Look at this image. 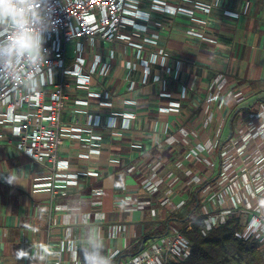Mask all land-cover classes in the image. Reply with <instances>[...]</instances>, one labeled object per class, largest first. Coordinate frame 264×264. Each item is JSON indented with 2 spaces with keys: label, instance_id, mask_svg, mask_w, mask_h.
I'll list each match as a JSON object with an SVG mask.
<instances>
[{
  "label": "crops",
  "instance_id": "crops-1",
  "mask_svg": "<svg viewBox=\"0 0 264 264\" xmlns=\"http://www.w3.org/2000/svg\"><path fill=\"white\" fill-rule=\"evenodd\" d=\"M130 4L122 38L68 43L64 65L72 72L54 69L39 89L47 102L54 83L63 88L59 121L69 131L60 136L56 162L22 150L18 123L0 103V176L9 173L19 183L0 178V264H30L17 251L31 243L58 253L48 264H80L74 248L96 231L104 254L111 262L123 254V262L140 242L139 251L166 236L180 225L166 224L157 236L155 230L194 194L188 180L206 172L208 162L217 177L224 145L234 137L240 145V108L264 101V0ZM248 93L249 104L232 110L234 95ZM255 119L245 125L243 148L264 145V115ZM234 158L242 173L248 159L238 152ZM143 172L159 181L156 191L141 187ZM165 198L173 210L163 206ZM199 204L214 208L203 198Z\"/></svg>",
  "mask_w": 264,
  "mask_h": 264
},
{
  "label": "built area",
  "instance_id": "built-area-1",
  "mask_svg": "<svg viewBox=\"0 0 264 264\" xmlns=\"http://www.w3.org/2000/svg\"><path fill=\"white\" fill-rule=\"evenodd\" d=\"M130 2L131 0H66L64 3L63 0H60L56 9L58 24L54 31L46 34L45 38L44 48L46 49L48 69L51 72L54 69H58L62 75L72 72L65 68L64 65L65 46L68 43L77 41L80 38L92 39L96 36L106 40L122 38L118 32L124 23V16L131 13L133 5ZM80 50L81 47L77 46L76 52L79 53ZM81 65V62H77V67ZM80 81H83V79H80ZM53 85L54 87L49 92L47 102L43 99L44 94L42 90L24 93L12 88H6L0 89V103L7 106L9 118L14 120L15 123H18L15 129V135L19 139V145L22 150L36 161L51 159L54 163L57 159L58 147L61 144L60 136L63 131H69V129L63 128L59 121L64 99L62 85L55 83ZM222 94V92H218V96ZM250 95L251 93L234 95L235 102L233 104L234 106L231 107L232 110ZM218 96H216V99ZM22 102L30 104L34 108L33 111L28 109L27 105H22ZM260 105L264 106V104ZM248 112V110L238 111L240 115L238 117L240 122V145L236 143L233 148L229 146L225 151L222 150L220 154L221 170L218 176L215 177V163L208 162L205 165L206 172L202 173L197 171L194 173L193 178L188 180L189 184L192 182V185L195 184L198 187L197 192L194 193L198 201L199 198H203L217 205L214 208L211 207L210 211L206 212L200 206L198 211H196L197 213H194L205 214V216L207 214H215L206 216L203 220L206 231L225 223L220 217L226 219L232 217L230 215L217 216V214H227L229 212L228 210L225 211L226 213L222 212L223 205L225 206V204L221 201V195L230 186H234L236 182L240 185V178L244 174L251 178L254 186H257L254 190H256L261 199V206L257 201V207L253 208L251 206L252 208L249 209L251 210L249 214H260V209H264V194L259 193L261 188L264 189V145L261 148L258 146L259 149L255 147L247 149L248 146L243 148V145H241V140L248 141V138L244 137V131L241 129L243 124L244 126H252L257 122V119H255L256 113L253 112L252 115H249ZM231 141L228 140V144ZM236 152L241 154V156H246L248 159L243 167L242 173V165L238 164L234 158ZM256 157L257 159L253 161ZM143 175L144 172L140 176L141 187L149 193L156 191L159 181H151L148 177L144 178ZM49 185H51V182L36 183L34 188L40 189ZM163 206L169 211L174 209L171 200H167L166 198L163 201ZM214 216L217 217L215 218ZM239 219L242 230L236 232L235 235L242 238L245 234L246 226L244 227L241 218ZM193 222L194 219L189 220L184 230H191ZM257 224L264 229V223L261 222H252L250 225ZM202 233L205 234L204 231ZM262 233L264 231L260 234ZM249 238L256 239L252 236H249L247 239ZM257 241L264 247V243H261L259 240ZM190 250L191 244L184 236L182 230L180 228H172L169 234L160 237L158 240H149L147 245L139 253L129 256L120 264H168L170 262H179L189 255Z\"/></svg>",
  "mask_w": 264,
  "mask_h": 264
},
{
  "label": "clouds",
  "instance_id": "clouds-1",
  "mask_svg": "<svg viewBox=\"0 0 264 264\" xmlns=\"http://www.w3.org/2000/svg\"><path fill=\"white\" fill-rule=\"evenodd\" d=\"M60 0H0V89L12 88L24 93L39 90L47 83L51 71L47 67L46 34L58 24L56 9ZM65 3L66 0H63ZM8 185L19 184L18 177L0 176ZM123 207V205H122ZM85 222L87 217H84ZM260 225L245 228L242 238L255 237L261 243ZM34 250V251H33ZM80 264H111L104 254L103 236L99 231L88 232L79 248H74ZM58 253L39 243L17 251V259L48 264Z\"/></svg>",
  "mask_w": 264,
  "mask_h": 264
},
{
  "label": "trees",
  "instance_id": "trees-1",
  "mask_svg": "<svg viewBox=\"0 0 264 264\" xmlns=\"http://www.w3.org/2000/svg\"><path fill=\"white\" fill-rule=\"evenodd\" d=\"M240 110L250 109L242 107ZM196 201L198 200L193 194L190 200L183 205L184 209L176 214H170L166 218L161 227L163 230H155V236H157V234L163 233L166 224L174 222L184 226L189 220L194 219L192 229L183 231L184 236L191 244L189 255L180 262L168 264H264V247L256 239L245 240L235 235L236 232L242 230L239 218H232L226 223L206 231L203 222L206 216L194 214L199 209V205L196 206ZM140 244L141 242L132 250L126 251L127 255L138 252ZM122 255L119 254L111 264H117Z\"/></svg>",
  "mask_w": 264,
  "mask_h": 264
},
{
  "label": "rangeland",
  "instance_id": "rangeland-1",
  "mask_svg": "<svg viewBox=\"0 0 264 264\" xmlns=\"http://www.w3.org/2000/svg\"><path fill=\"white\" fill-rule=\"evenodd\" d=\"M242 102L245 103V104H249V103H246L244 101H242ZM262 102L264 103V101H259V103H262ZM259 103H254L255 105L251 104L248 107V109L253 110L252 112L256 113L258 118L262 117V115H264V106L260 105ZM250 110H248V111L250 112ZM241 129H242V131H246V126H244V124H243ZM263 136H264V132L261 133V137L262 138H263ZM235 138L236 137H234L232 139V141L230 142L229 145H224V147H229L230 146V148H231L232 142H233V144H234L232 146V148H233L235 146L236 142H237ZM256 159H257V157L253 161H255ZM263 175H264V173H263ZM241 179H242V181H241ZM193 186L194 187L196 186L194 188V193H195V192H197L198 187L195 184H193ZM260 186H261V184H260ZM255 187H257V186L256 185L254 186L251 178H249L248 175H245V174L242 175L241 178H240V185H238V182H236L234 186L232 185V186L229 187V189H227L226 191H223V195H221L222 196L221 201L225 204V206L223 205L222 212H225L227 210L229 212L227 214H220V215L217 214V216H222V215H230V216H232L231 218H227V219L223 218V217H220V219L224 220L225 223L228 220L232 219V218H241L242 223H244V227L245 226L246 227L249 226L252 222L264 223V209H260L259 208L260 212H261L260 214H249V212L251 211V210H249L250 208H252V207L256 208L257 207V201L259 202V205L261 206V204H260V200L261 199H260V196L258 195V193L256 192V190H254ZM263 190L264 189L261 188V191L259 193L264 194ZM235 197H237V199H235ZM196 202H197V205H199V208H200L199 201H196ZM226 203H227V205H226ZM212 204L214 205L213 202H212ZM214 206H217V205H214ZM209 215L211 216V215H215V214H207L206 216H209ZM217 216H214V217L216 218ZM248 221H250V222L248 223ZM222 224H224V223H222ZM178 228H180L182 230V232L189 230V229L184 230L185 225L184 226H179ZM191 229H192V226H191ZM261 235H262L261 236L262 239H264V233H262ZM149 240H154V239H149ZM137 253H139V251L136 252L135 254H137ZM129 256H131V255H129ZM129 256L127 255L126 258H128Z\"/></svg>",
  "mask_w": 264,
  "mask_h": 264
},
{
  "label": "water",
  "instance_id": "water-1",
  "mask_svg": "<svg viewBox=\"0 0 264 264\" xmlns=\"http://www.w3.org/2000/svg\"><path fill=\"white\" fill-rule=\"evenodd\" d=\"M195 198H196V195H195ZM197 199V198H196ZM196 206H197V202H196ZM192 213V211H191ZM125 256L123 255L122 257L119 258V260L117 261V264H120L121 260L124 258Z\"/></svg>",
  "mask_w": 264,
  "mask_h": 264
}]
</instances>
